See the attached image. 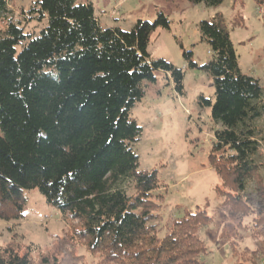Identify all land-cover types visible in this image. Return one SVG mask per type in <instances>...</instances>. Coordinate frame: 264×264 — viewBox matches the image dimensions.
I'll list each match as a JSON object with an SVG mask.
<instances>
[{"label": "trees", "instance_id": "obj_1", "mask_svg": "<svg viewBox=\"0 0 264 264\" xmlns=\"http://www.w3.org/2000/svg\"><path fill=\"white\" fill-rule=\"evenodd\" d=\"M14 1L0 0V220L21 218L23 191L36 190L79 223L77 235L98 256L96 264H205L208 250L198 230L211 218L186 212L163 230L157 172L141 169L133 150L142 129L131 110L144 97V85L155 83L154 72L168 74L175 92L183 91V72L148 54L153 32L168 29L165 15L122 31L101 28L91 3L31 0L27 14L45 21L31 36L9 17ZM187 1L215 7L223 0ZM237 19L227 27L216 14L199 23L212 54L207 64L198 67L191 53L183 55L190 68L213 80L214 100L199 98L220 126L209 164L222 207L239 221L252 212L244 199L248 186L264 194L255 126L264 113V91L239 70L228 32L242 26ZM250 226L253 239L264 243V213ZM226 244L235 264L257 263V249ZM0 264L30 262L8 245L0 247Z\"/></svg>", "mask_w": 264, "mask_h": 264}, {"label": "rangeland", "instance_id": "obj_2", "mask_svg": "<svg viewBox=\"0 0 264 264\" xmlns=\"http://www.w3.org/2000/svg\"><path fill=\"white\" fill-rule=\"evenodd\" d=\"M86 3L92 4L101 28L129 31L138 20L153 23L159 12L168 20V29L157 28L151 35L148 54L183 72L182 94L175 92L168 74L155 71V83L144 85V97L131 110V118L142 129L133 146L140 168L157 172L159 192L164 194L162 229L186 212L202 211L211 218L198 230L208 250L201 257L205 264H235L227 241L239 242L240 249H257L256 264H264V243L253 239L250 226L253 217L264 213V194L254 184L248 186L244 199L252 212L239 221L229 214L228 207H222L223 198L215 192L221 186L209 164L213 133L220 126L212 121L210 107L199 104L200 97L214 100L213 80L200 69L189 67V60L200 67L212 58L199 23L220 14L228 27L236 16L242 26L228 32L239 70L257 79L264 91V6L254 0H223L215 7L187 0H77V4ZM30 4L31 0H15L9 6V17L24 33L35 36L45 21L29 17ZM184 53H191L189 60ZM255 126L260 131L257 162L263 164L264 176V113ZM23 196L21 218L0 220V247L13 246L27 254L30 264L97 263L98 256L77 235V221L47 204L36 190H24ZM222 233L226 241L220 238Z\"/></svg>", "mask_w": 264, "mask_h": 264}]
</instances>
